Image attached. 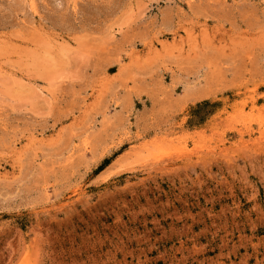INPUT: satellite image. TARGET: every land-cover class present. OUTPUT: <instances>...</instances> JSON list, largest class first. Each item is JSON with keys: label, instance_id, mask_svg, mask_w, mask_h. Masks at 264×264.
<instances>
[{"label": "rangeland", "instance_id": "374dc122", "mask_svg": "<svg viewBox=\"0 0 264 264\" xmlns=\"http://www.w3.org/2000/svg\"><path fill=\"white\" fill-rule=\"evenodd\" d=\"M0 264H264V0H0Z\"/></svg>", "mask_w": 264, "mask_h": 264}]
</instances>
